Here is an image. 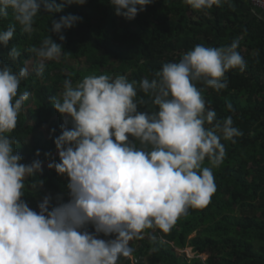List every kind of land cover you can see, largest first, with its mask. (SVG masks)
<instances>
[{"label": "clouds", "instance_id": "1", "mask_svg": "<svg viewBox=\"0 0 264 264\" xmlns=\"http://www.w3.org/2000/svg\"><path fill=\"white\" fill-rule=\"evenodd\" d=\"M225 2L185 0L197 10ZM85 3L0 0V19L11 11L16 22L0 31V46H8L17 24L31 34L40 14L51 15L50 31L63 42L62 33L82 17H52L70 5ZM108 3L116 16L131 21L153 0ZM239 44V38L221 47L198 44L178 62L164 63L156 78L141 80L139 90L156 109L151 112L139 110L147 101L137 98L136 82L123 75H88L75 85L65 80L60 98L52 97L63 120L54 139L58 162L50 160L47 167L67 178L69 200L50 209L51 197L46 195L38 211L22 198L26 181L42 172L43 161L22 163L10 135L31 95L19 92L27 73L0 62V264H117L121 256L131 254L129 242L145 229L167 231L189 207L206 205L216 186L212 167L203 166L204 161L220 166L226 156L221 138L232 140L242 133L231 116L217 119L196 82L217 92L226 89L225 74L246 68ZM29 51L39 61L38 76L44 62L57 60L64 52L50 35ZM9 56L17 59L19 49L11 47ZM227 108L232 111L230 103ZM35 156H40L39 150ZM43 183L32 182L31 188Z\"/></svg>", "mask_w": 264, "mask_h": 264}, {"label": "trees", "instance_id": "2", "mask_svg": "<svg viewBox=\"0 0 264 264\" xmlns=\"http://www.w3.org/2000/svg\"><path fill=\"white\" fill-rule=\"evenodd\" d=\"M67 14L78 15L82 21L62 33L63 42L50 31L51 15L40 14L31 34L17 24L8 46H0V62L14 72L24 69L26 73L28 63L38 61L29 49L39 47L46 36L64 51L44 66L42 75L35 70L21 80L19 92L27 90L31 95L10 135L22 163L43 161L42 172L26 181L22 199L36 211L46 195L51 197L50 209L69 200L67 180L47 167L50 160L58 162L54 139L60 135L63 120L52 106V97L60 98L65 80L75 85L88 75H123L136 82L137 98L147 101L139 110L151 112L156 109L139 90L141 80L156 78L154 74L164 63L178 62L198 44L221 47L239 38L237 51L246 62L245 70H229L227 88L219 92L196 82L217 119L231 116L233 126L242 133L232 140L221 138L226 156L220 166L204 161L203 166L212 167L216 190L206 205L189 207L167 231L145 229L129 242L131 258L121 256L117 264H264V21L255 17L250 2L227 0L221 6L197 10L185 0H153L127 21L115 15L108 0H86L82 6L66 7L52 19ZM15 23L9 11L7 18L0 19V31ZM13 46L20 51L15 60L9 56ZM45 153L50 157L46 159ZM37 180L44 181L43 185L32 189L31 183ZM87 230L94 231L91 226ZM189 247L195 257L180 255L179 251Z\"/></svg>", "mask_w": 264, "mask_h": 264}, {"label": "rangeland", "instance_id": "3", "mask_svg": "<svg viewBox=\"0 0 264 264\" xmlns=\"http://www.w3.org/2000/svg\"><path fill=\"white\" fill-rule=\"evenodd\" d=\"M48 62L49 61H46V62H44V64L46 65ZM38 63H39V61H37V62L32 61V62H29L28 63L27 76H30V75H33L34 74V72H35V70H36V68L38 66ZM44 133L45 134L47 133V130L46 129L44 130ZM65 180H67V178L63 176L62 181H65ZM194 236H195V234H193L190 238H193ZM134 239H132L131 241H133ZM179 253H180V255H185L187 258H193V257H195V253L192 250V248H190V247L189 248H186L185 250L179 251ZM129 258H131V257L129 256ZM201 259L202 260H205L206 259V256L205 255H202L201 256Z\"/></svg>", "mask_w": 264, "mask_h": 264}, {"label": "built area", "instance_id": "4", "mask_svg": "<svg viewBox=\"0 0 264 264\" xmlns=\"http://www.w3.org/2000/svg\"><path fill=\"white\" fill-rule=\"evenodd\" d=\"M253 7V11L259 12L264 11V0H248ZM139 260H133V262H138Z\"/></svg>", "mask_w": 264, "mask_h": 264}, {"label": "crops", "instance_id": "5", "mask_svg": "<svg viewBox=\"0 0 264 264\" xmlns=\"http://www.w3.org/2000/svg\"><path fill=\"white\" fill-rule=\"evenodd\" d=\"M253 14H255V17H257L258 19L264 21V11H259L256 13L253 11Z\"/></svg>", "mask_w": 264, "mask_h": 264}]
</instances>
